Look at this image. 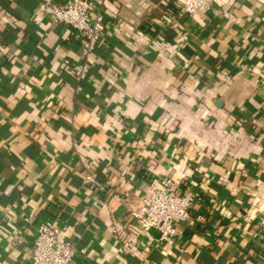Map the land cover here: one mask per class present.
Wrapping results in <instances>:
<instances>
[{"label": "crops", "instance_id": "0c3cea01", "mask_svg": "<svg viewBox=\"0 0 264 264\" xmlns=\"http://www.w3.org/2000/svg\"><path fill=\"white\" fill-rule=\"evenodd\" d=\"M47 1L0 0V264H33L50 219L74 264H264V0H103L82 81ZM162 178L200 200L160 244L131 211Z\"/></svg>", "mask_w": 264, "mask_h": 264}, {"label": "built area", "instance_id": "2783aa9c", "mask_svg": "<svg viewBox=\"0 0 264 264\" xmlns=\"http://www.w3.org/2000/svg\"><path fill=\"white\" fill-rule=\"evenodd\" d=\"M213 3L214 0H184L181 13L194 15L207 12ZM102 5L103 0L67 3L48 0L45 3V11L51 21L69 26L79 34L84 60L74 64L71 70L78 81L88 78L91 72L89 58L101 43L106 30ZM84 183L102 191L107 190L106 183L90 171L85 172ZM198 200L200 197L196 193L178 186L172 179H155L148 184L138 208L131 211V216L141 230H157L159 237L156 240L163 244L174 239L179 223L192 218V208ZM85 253L84 247L67 238L58 220H46L37 227L32 251L33 264H74Z\"/></svg>", "mask_w": 264, "mask_h": 264}]
</instances>
